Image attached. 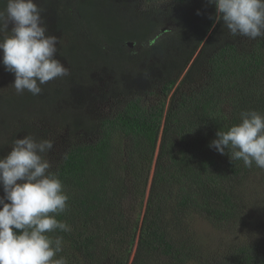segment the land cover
<instances>
[{
	"label": "trees",
	"instance_id": "1",
	"mask_svg": "<svg viewBox=\"0 0 264 264\" xmlns=\"http://www.w3.org/2000/svg\"><path fill=\"white\" fill-rule=\"evenodd\" d=\"M37 2L70 75L17 94L0 50V156L27 134L54 141L72 228L50 233L56 258L264 264V169L209 147L242 111L264 113V38L213 27L207 0Z\"/></svg>",
	"mask_w": 264,
	"mask_h": 264
},
{
	"label": "clouds",
	"instance_id": "2",
	"mask_svg": "<svg viewBox=\"0 0 264 264\" xmlns=\"http://www.w3.org/2000/svg\"><path fill=\"white\" fill-rule=\"evenodd\" d=\"M215 6L213 27L222 22L234 38H264V0H207ZM44 8L37 0H7L0 10V50L6 71L15 75L11 85L17 94H42L43 85L70 75L59 59L60 38L49 34ZM197 14H202L199 10ZM240 123L220 129L209 147L230 160H242L246 168L264 169V113L245 110ZM51 139L31 134L16 138L7 155L0 156V264H68L63 237L71 225L57 219L67 211L70 199L58 171L47 154ZM226 149L228 151H226Z\"/></svg>",
	"mask_w": 264,
	"mask_h": 264
},
{
	"label": "rangeland",
	"instance_id": "3",
	"mask_svg": "<svg viewBox=\"0 0 264 264\" xmlns=\"http://www.w3.org/2000/svg\"><path fill=\"white\" fill-rule=\"evenodd\" d=\"M139 77H143V76H139ZM0 79H1V77H0ZM148 81H150V80H147L146 78H135V79L132 80L133 83H138L139 85L145 84V83L148 82ZM170 95H171V94H170ZM170 95H169V97H170ZM101 108H103V107L101 106ZM153 171H154V170H153ZM153 171H152V173H151L150 182H151V180H152ZM150 182H149V184H150ZM146 199H147V198L145 197L144 207H145V204H146ZM143 211H144V208L142 209L141 219H142V217H143V213H144ZM196 227H197V229H198L199 232H203V233H205V234H206V233H210V231H211V228L207 225L206 222L198 221V222L196 223ZM210 234H211V233H210ZM136 248H137V245L135 244V246H134V248H133V251H132V254H131L130 261L134 258V255H135V252H136ZM189 264H193V263H189Z\"/></svg>",
	"mask_w": 264,
	"mask_h": 264
},
{
	"label": "water",
	"instance_id": "4",
	"mask_svg": "<svg viewBox=\"0 0 264 264\" xmlns=\"http://www.w3.org/2000/svg\"><path fill=\"white\" fill-rule=\"evenodd\" d=\"M163 30H166V27H164ZM129 45L133 46L134 42H129ZM185 73H186V71H185Z\"/></svg>",
	"mask_w": 264,
	"mask_h": 264
}]
</instances>
